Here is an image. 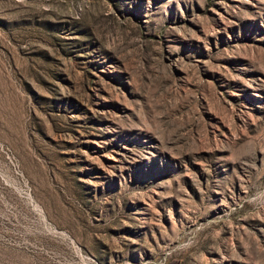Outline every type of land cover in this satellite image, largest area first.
<instances>
[{
    "label": "rangeland",
    "instance_id": "rangeland-1",
    "mask_svg": "<svg viewBox=\"0 0 264 264\" xmlns=\"http://www.w3.org/2000/svg\"><path fill=\"white\" fill-rule=\"evenodd\" d=\"M0 264H264V0H0Z\"/></svg>",
    "mask_w": 264,
    "mask_h": 264
}]
</instances>
